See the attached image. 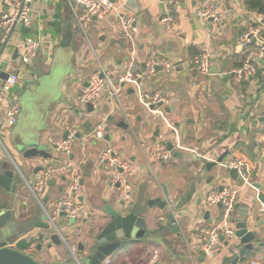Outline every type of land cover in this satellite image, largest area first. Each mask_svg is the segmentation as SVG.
Returning a JSON list of instances; mask_svg holds the SVG:
<instances>
[{
  "label": "crops",
  "instance_id": "crops-1",
  "mask_svg": "<svg viewBox=\"0 0 264 264\" xmlns=\"http://www.w3.org/2000/svg\"><path fill=\"white\" fill-rule=\"evenodd\" d=\"M74 1L33 0L32 24L17 27L10 37L9 44L4 48L0 45V70L4 74L14 73L20 76L17 86L8 93L3 90L6 80L0 77V159L7 160V157L16 162L22 170L23 160L17 156L12 143V130L9 131L5 127L12 93L21 98L28 92L23 109L25 113L26 107L31 108L34 91L41 84H69L63 87L58 85L61 94L47 104L43 101V110L36 112L44 117L41 141L46 145H53L55 141L63 139L68 128H75L74 130L80 131L83 137L91 131L96 120L108 118L109 140L94 142L84 146V149L81 143L77 142L73 149L76 159L73 163L85 160V176L91 173V176L85 178L83 196L88 205L87 214H92L84 216L79 233H70L74 235L70 245L75 251V258L82 260L89 254V250L97 245L95 238L109 220L106 210L120 211L119 192L110 185L109 174L99 166V157L109 144L118 156L130 164V186L135 204L146 188L147 197L150 195V198H164L160 186L162 182L166 183L171 195L179 200L181 193L188 190V179L196 176L207 162H216L226 152L229 154L230 150H236L251 163L257 162L261 142L264 141V63L252 80L238 82L235 77L229 75L234 69L241 67L244 60L239 45L240 35L255 24L257 15H261L249 9L246 4L243 7L234 0H138L141 14L134 15L124 8L127 0H115L120 3L119 7L123 6V13L134 15L138 20L134 41L135 65L144 70L148 52L155 50L160 56L170 60L175 68V72L171 74L160 72L154 79L142 84L144 90L151 93L162 92L168 100L165 109L170 110L169 113L166 112L170 124L163 125L160 129L161 136L171 139L166 135H170L173 130L177 131L178 142L190 152L185 153V161L181 157L157 165V179H154L148 170L146 159L157 141L153 139L157 125L152 128L147 117L143 116V111L133 97L134 93L130 92L132 88L126 87L125 93H121L122 110L119 112L118 109L113 110V105L118 107V103L111 99L108 93H103L96 102L93 116L77 101L79 92L87 86L89 75L96 70L94 66L98 65L82 34L76 36L80 44L74 47L73 52L67 50L61 56L62 60L71 62L76 72L63 83L59 72L54 78L48 76L52 71L50 65L61 41L63 26H68L66 17H70L73 31L78 34L70 6ZM215 3L219 6L221 22H200L196 17L197 13ZM5 11L3 0H0V17ZM170 13L173 21L163 23V18ZM93 24H96V30L88 34L90 41L101 57L104 53L109 57L106 62L112 66L113 78L116 79L129 69L128 62L133 48L130 42L116 35L118 20L115 16L111 15L105 21H94ZM262 34L264 36V30ZM27 38L41 39L50 47H44L40 51L33 67L20 70L18 50ZM205 51L212 55L209 77H201L192 71L194 58ZM135 95L137 96L136 93ZM124 112L128 114L134 132L119 128L123 118L118 114L122 115ZM24 113L17 123L23 121ZM176 124H179V128ZM176 142L174 140V144ZM200 155L205 156L206 160H200ZM42 163L43 160L34 161L32 164L36 166ZM214 171L203 177L204 183L199 186V194L193 201L177 211V217L186 226L185 242L180 246L171 247L163 241L161 228H166L168 222L162 224L159 220L166 217L167 211L154 208L145 218L146 228L143 234L134 239L130 246L110 257L113 264H151L156 253L160 254L158 264H225L226 258L231 254L226 247L210 260L201 255L205 243L200 236V230L216 227L223 218L222 209L217 206L208 208L206 204L208 193L219 192V183L205 182L215 175ZM24 173L28 182H34V173L30 170ZM235 182L237 183V180L229 178L226 184ZM152 183L157 185L155 187L159 190L153 189ZM251 183L252 185L244 188L238 197L235 219H241L239 213H245L246 207H249V226L260 233L259 240L254 244L256 247L258 243L263 244V247L256 248L255 252L249 255V264H264V215L260 211V204L264 202V162L257 164ZM199 198H202L201 207L197 206ZM36 205L34 206L39 209ZM23 209L20 207L19 211L22 213ZM206 209L211 210V222L205 220ZM168 234V240L176 236L172 232ZM80 245L85 247L84 252H80ZM35 258L43 264H76L73 254L64 246L45 249L36 254ZM81 264H88V261L84 259Z\"/></svg>",
  "mask_w": 264,
  "mask_h": 264
},
{
  "label": "water",
  "instance_id": "water-1",
  "mask_svg": "<svg viewBox=\"0 0 264 264\" xmlns=\"http://www.w3.org/2000/svg\"><path fill=\"white\" fill-rule=\"evenodd\" d=\"M115 1V0H114ZM163 5V4H162ZM162 7V6H161ZM124 8L131 11L134 15L141 14V8L138 0H127ZM72 13V12H71ZM70 17H66L65 21L68 26H63V33L61 41L57 46L58 50H62L60 55L67 51V49L74 48L80 44V40L76 39V36H80V32L76 29L78 34H75L72 27ZM97 22V18L94 19ZM116 45V43H112ZM121 45V44H120ZM4 48V47H3ZM55 57V54H54ZM54 59V58H53ZM54 62V60H53ZM146 68V65H144ZM58 70L51 71L48 76L53 78L58 74ZM162 72L161 69L158 73ZM0 77L4 80L9 78L8 74H4L0 70ZM139 83L142 80L138 81ZM51 87V93L53 95H60L61 90L57 84H49ZM43 84H41V88ZM54 89V90H53ZM53 90V91H52ZM130 92L135 94L134 90ZM28 92H26L27 95ZM37 100L36 97L32 99L31 108L27 109L26 117L23 120V129L16 133L12 137V143L15 147L17 156L23 160L22 170L19 165L13 160H2L0 159V264H43L39 262L35 255L42 253L43 250H50L55 247H66L70 252L71 242L73 240V234L79 233L82 229V223L84 216L88 215V205L84 199V183L85 178L91 176L90 172L85 176L84 173L86 162L80 160V162L74 164L75 156L72 152L71 155L60 154L56 152L55 146L48 143L47 145L41 141V132L43 131L44 117L36 114L40 110L34 108L33 103ZM137 105L143 111V116L147 117L152 128L156 124V130L154 133V141L161 136V130L163 127L162 122H155L149 118V110L142 107L139 103ZM163 107V105H161ZM165 107V106H164ZM87 112L90 116L95 112V106L88 104L86 106ZM118 109L114 107L113 110ZM118 109L117 112H119ZM165 112H170L169 108L165 109ZM118 116L123 118L119 123V128L123 130H131L134 132V127L131 125L130 118L127 117V113H122ZM147 120V121H148ZM91 124H86V126ZM179 128V124H176ZM130 128V129H129ZM1 129V125H0ZM109 131V129L107 130ZM66 132L63 139L68 136ZM171 139H166L168 149L173 151L172 159L183 158L187 160L185 153L190 152L189 149L183 147L175 150V131L171 132L170 135H166ZM77 140L79 143L82 135L80 131L77 134ZM109 140V136L106 137ZM83 149L85 148L81 144ZM228 153L223 154L216 162H207L199 173L188 179V190L181 193L182 197L176 200L178 197L171 195L166 183L162 182V190L164 198H150L146 196L147 188L142 192L139 200L135 204L134 198L132 203L126 205V203L119 199L120 211L106 210V214L109 216L108 222L98 232L96 236L97 245L89 250L84 259L88 261V264H101L106 258L116 255L119 251L130 246L134 239L140 237L146 228V220L149 211L157 208L161 211H167L166 217H162L159 221L164 224L168 222L166 228H161V236L163 241L172 245L180 246L185 242V224L177 217V211L182 210L188 206L199 194V186L204 183V178L207 173L214 171L215 175L211 176L207 181V184L213 181L219 183L218 191L222 192L229 178L237 180V172L235 170L227 171L221 164L227 157ZM72 157V159H71ZM42 164H32L34 161H41ZM200 160H206L201 159ZM36 175L34 182L40 179V173L46 170H51L52 175L47 183L41 189L39 193L41 203L46 208L44 211L34 195L27 188L26 183L28 182L24 172L29 171ZM80 174L81 176V190L79 192H73L72 198L79 202L86 204V214L82 215L79 219H69L65 213V206L60 204L68 197H70L69 187L71 183V177L74 174ZM111 176L109 175V179ZM151 179V178H150ZM228 180V181H227ZM32 182V183H34ZM30 183V182H28ZM159 183V182H158ZM153 185V189L159 190L157 185ZM151 185V188H152ZM120 185L113 187L118 190ZM209 194V193H208ZM147 199V200H146ZM33 201V202H32ZM145 202V204H143ZM202 198H199L197 206L201 207ZM37 204V205H36ZM29 205V207H28ZM34 205L38 206L37 209ZM135 205V206H134ZM23 207V212L19 211V208ZM28 207V208H27ZM210 208L209 206H207ZM238 206L236 205V208ZM217 208L222 209V205H217ZM245 213H239L241 219H232V223L235 224V238L229 242H225V247L231 254L226 258L225 264H249V255L255 252L256 248L263 247V244L258 243L257 247L255 242L259 240L260 233L249 226V207H246ZM92 213L90 212L89 215ZM211 214L210 209H206L205 220H209ZM88 215V216H89ZM49 216V217H48ZM53 221L51 223L50 219ZM163 227V226H162ZM171 227V228H170ZM73 232V234H70ZM169 232L176 235L172 240H168ZM221 240L224 238L222 236ZM86 249L83 245H80V252H84ZM71 253V252H70ZM201 255L205 256L204 252ZM84 259H79L80 262ZM77 264V263H76Z\"/></svg>",
  "mask_w": 264,
  "mask_h": 264
},
{
  "label": "built area",
  "instance_id": "built-area-1",
  "mask_svg": "<svg viewBox=\"0 0 264 264\" xmlns=\"http://www.w3.org/2000/svg\"><path fill=\"white\" fill-rule=\"evenodd\" d=\"M244 7L247 0H234ZM6 11L0 17V45L6 47L10 42V37L14 30L21 26H30L32 24L33 0H3ZM72 14L75 18V28L79 30L83 38L87 40L88 46L93 54V58L98 63V69L94 70L87 79V86L79 92L78 102L86 107L88 104L95 106L96 102L103 93H108L111 99L118 104V109L122 110L120 95L126 87L132 88L137 94L138 103L149 110L150 118L155 122H162L164 125H169L166 118L165 105L168 100L162 92H148L144 90L142 82H148L158 75V70L166 74L175 72L170 60L160 56L159 52L150 50L148 52L146 68L140 69L135 65L136 47H134L135 37L137 35L138 20L134 15H128L121 11L122 7L116 5L114 0H75L71 3ZM122 8V9H121ZM115 16L118 20V30L116 35L130 42L133 51L128 62L129 69L122 75L113 78L114 72L112 66L104 65L101 62L100 52L94 48L88 36L90 24L97 18L98 21H105L110 16ZM196 17L203 24L209 22L219 23L218 4H212L197 13ZM173 21L170 14L163 18L162 22L168 24ZM264 16L257 15L255 24L242 33L239 38V45L242 48L244 57L242 66L234 69L229 75L236 78L238 82H246L252 80L258 75V70L263 67L264 63ZM45 47V42L41 39L27 38L19 46L18 66L20 70L33 67L40 51ZM211 58L209 51L198 54L192 62V71L201 77H209L211 74ZM142 80L141 83L138 81ZM20 81L18 74H10L5 82L3 90L8 93L17 86ZM163 105V107L161 106ZM20 112V100L14 93L10 95L9 106L6 112L5 127L7 130L12 129L18 122ZM108 118L104 117L93 124L91 131L83 136L80 140L84 146L94 142L101 143L106 140ZM68 128V136L66 139H60L53 143L56 152L71 155L77 140V130ZM175 131V130H173ZM175 150L181 149L182 146L178 142L179 133L175 131ZM173 158V151L168 149L167 141L163 136H160L153 147L147 154L148 170L151 176L157 179L156 166L161 163H167ZM201 159L205 156L200 155ZM264 162V141L261 142L260 155L256 163H251L247 159L241 157L236 150H230L225 161L221 166L227 171L235 170L237 172V183L226 184L222 192H211L206 196L207 206L222 205L223 218L222 221L213 228L201 229L200 236L205 245L203 248L205 258L213 259L220 251L225 248V242H231L235 238V224L232 219H235L236 203L243 189L252 185V175L257 167V164ZM99 166H101L110 176V185L118 188L119 199L129 205L133 201L132 188L128 183L126 174L130 172V164L123 158L118 156L109 146L101 153L99 157ZM52 175L51 170H46L40 173V179L34 183H26L27 188L34 195L41 208L46 211V208L40 202L39 193L43 186L47 183ZM81 176L76 173L71 177L69 187L70 197L66 198L60 206H65V213L69 219H79L86 214V204L72 198L73 192L81 190ZM261 214L264 215V202L260 204ZM49 217V216H48ZM50 219V218H49ZM51 223L53 221L50 219ZM224 238L222 241L221 238ZM75 258V251L71 248L70 251ZM77 264H81L79 259L75 258ZM160 262V254L153 255L151 264ZM101 264H113V260L108 257ZM252 264H255L254 262Z\"/></svg>",
  "mask_w": 264,
  "mask_h": 264
},
{
  "label": "rangeland",
  "instance_id": "rangeland-1",
  "mask_svg": "<svg viewBox=\"0 0 264 264\" xmlns=\"http://www.w3.org/2000/svg\"><path fill=\"white\" fill-rule=\"evenodd\" d=\"M116 5L117 6H119L120 5V3L119 2H116ZM96 30V24H93V22L90 24V27H89V30H88V34L90 35V33H92L93 31H95ZM45 47L46 48H49L50 47V45L48 44V43H46L45 44ZM67 50H69L71 53L73 52V50H74V48H71V49H67ZM62 50H58V49H56V52H55V57H54V62L52 63V65H50L51 66V68H52V71H55V70H58L59 71V73H60V76H61V81H62V83L65 81V80H67L68 81V78L70 77V76H72L73 75V73L74 72H76L74 69L75 68H73L72 67V64H71V62L69 61H67L66 59L65 60H62V58H61V55H60V52H61ZM107 60H109V57H107V56H105V53L103 54V56L101 57V61H102V63L104 64V65H107ZM94 68L95 69H98V65H96V66H94ZM85 74V73H84ZM85 75H88V73H86ZM57 85H62V87L63 86H69V84H57ZM50 86H49V84H44L43 85V87L41 88V86L38 88V89H36L35 91H34V95H35V97L37 98V100L33 103V105H34V108L36 109V110H43V108L41 107V104H42V102L43 101H46V104L48 103V102H51V101H53V99L55 100L56 99V95H53L52 93H51V90H50ZM54 90V89H53ZM52 90V91H53ZM125 93V90H123V93H122V95ZM121 96V95H120ZM133 97H134V99H136L137 100V103H138V98H137V96L134 94L133 95ZM18 98H19V96H18ZM20 99V112H19V115H18V119H21V116H22V114L24 113L23 112V109L25 108V103L27 102V99H28V96L25 94V95H23L21 98H19ZM78 101V100H77ZM79 105H81L80 103H79ZM81 107L82 108H85L83 105H81ZM29 107H26V110H25V113H24V115H23V120H24V116L27 114V109H28ZM96 121H98V120H96ZM23 129V121L21 120L19 123H17L16 124V126L15 127H13L11 130H12V132L10 133V136L13 134V137H14V135L16 134V133H18V132H20L21 130ZM11 130H9V131H11ZM114 149H116V147H114ZM6 159H8V162H10L9 161V158H7L6 157ZM130 177H131V174H126V178H127V180H128V183L131 185V179H130ZM212 208H215V207H212Z\"/></svg>",
  "mask_w": 264,
  "mask_h": 264
},
{
  "label": "trees",
  "instance_id": "trees-1",
  "mask_svg": "<svg viewBox=\"0 0 264 264\" xmlns=\"http://www.w3.org/2000/svg\"><path fill=\"white\" fill-rule=\"evenodd\" d=\"M246 5L252 11H255L264 16V0H247Z\"/></svg>",
  "mask_w": 264,
  "mask_h": 264
}]
</instances>
